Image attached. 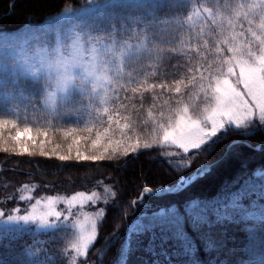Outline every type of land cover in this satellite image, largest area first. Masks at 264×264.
<instances>
[{
  "label": "trees",
  "instance_id": "trees-1",
  "mask_svg": "<svg viewBox=\"0 0 264 264\" xmlns=\"http://www.w3.org/2000/svg\"><path fill=\"white\" fill-rule=\"evenodd\" d=\"M228 1L163 0L165 6L153 15L133 1L120 0L115 7L104 8L102 0L95 10L67 22L81 30L84 24L79 22L86 20L90 31L107 43L146 41V50L124 67L122 78L113 84L104 112L98 98L79 91L68 103L59 102L55 112L37 110L47 94L45 82L38 79V85L37 79L12 77L7 66L0 63V120L9 121L0 126V218L14 210L22 213L45 198L96 194L94 200L83 205L60 204L57 210L62 216L56 227L20 226L21 230L0 232V260L4 264H121L134 221L161 205L175 204L183 214L184 205L194 199L208 205L209 223L194 230L185 218L184 229L194 250L176 257L169 249L171 264H248L249 230L264 227L249 216L264 208V196L250 183H259L258 173L264 177V124L253 120L238 129L228 127L202 151L186 154L174 150L175 155L160 146L156 127V121L166 120L175 108L190 105L200 76L208 75L210 68L220 71L222 60L231 55L227 48L233 44L232 31L221 23L223 14L229 11ZM84 7H89L87 0H0V45L8 43L3 37L9 41L33 34L62 13ZM226 40L230 43H223ZM180 80L184 84L176 93L175 85ZM21 95L22 100L8 99ZM109 117L115 129L110 133L113 141L122 139L116 121L120 126L131 121L128 135L132 139L125 147L137 141L141 145L152 143V147H138L136 151L128 147L127 155L122 147L112 158H108L109 148L104 159H77V150L85 156L103 153L99 145L89 154L83 148L98 131L109 127ZM8 127L31 128L32 134L42 137L47 155L41 156V149L34 146L17 150ZM60 155L69 159L62 161ZM202 167L205 171L199 174ZM192 174L198 176L180 192L145 195L139 200L145 188L154 192L170 188ZM26 194L29 197L25 198ZM101 210L103 215H97ZM82 213L95 220L96 233L84 254L77 255L72 248V223ZM147 242V233L133 235L124 264H154L157 259L168 264L165 257L145 251ZM29 252L31 257L26 256Z\"/></svg>",
  "mask_w": 264,
  "mask_h": 264
},
{
  "label": "snow or ice",
  "instance_id": "snow-or-ice-1",
  "mask_svg": "<svg viewBox=\"0 0 264 264\" xmlns=\"http://www.w3.org/2000/svg\"><path fill=\"white\" fill-rule=\"evenodd\" d=\"M119 2L120 0H104L101 6L104 8L115 7ZM133 3L136 7L151 10V14L153 15L157 9L165 6L163 0H133ZM243 7L244 6L241 5V8ZM255 7H258L260 10V23L258 25L260 31L258 33L253 30L251 27L252 21L249 20L248 32L251 35V39L245 38L239 46L232 45L227 48V52L231 53V55L222 60L221 70L216 74L214 81L210 79L208 85V90L211 94L206 95V98L214 101V105L205 108L202 117L190 115L187 106L178 108L175 112V116L169 115L166 120H163V113H161V120H163V122L156 121V127L162 133L160 137L162 142L176 145L178 148L183 149L185 153H187L190 148L200 149L213 137H216L221 129H224L225 122L229 124L235 123L239 126L242 121L251 116L253 106L259 110L260 120L264 121V0H261L260 4ZM243 16L247 18L248 12H244ZM239 35L243 37L244 33H240ZM235 39L236 37H233V40ZM223 43L228 44L230 41L226 40ZM73 46H79L78 39L73 42ZM256 46H258L259 54H257V51H254ZM135 48H139L141 52L146 50V46L143 44H138L135 47L129 44L126 49L121 50V56L131 57L135 55L136 53L133 51ZM5 55L6 53L0 51V58H3ZM21 68L24 73L30 75L27 70L28 63H22L19 68L14 69V71H18ZM189 71L191 72L192 70L189 69ZM200 78L203 79V75H201ZM192 79H195V73H193ZM37 84L39 85L38 79ZM183 84V80L176 83V93L181 92V86ZM160 87L167 86L160 85ZM8 99L10 101L22 100L24 97L21 95L9 97ZM70 99V96L66 94L63 103H68ZM33 107H36V105L33 104ZM56 108L57 104L54 100V96L48 95L43 98L40 108L37 110L52 109V111L55 112ZM8 123V120H0V126ZM111 123L112 118L109 117V127L105 128L102 133L98 131L96 133V138L91 142L92 148H97L99 145V147L103 149V153L101 155L85 156L77 150V159H104L105 154L109 153V148H111V153L108 155V158H112L122 147L124 148L123 154L125 155L128 154V147H131L132 151H136L138 147H143L145 149L152 147V143L145 142L141 145L139 141L125 147L127 141L132 139V137L128 135V132L132 130L131 121L125 123L123 126L119 125V120L116 121L122 139L113 141L110 131H115V129L111 128ZM12 126L16 127L15 124ZM89 131L91 130L89 129ZM31 132L32 129L26 127L23 129V132L17 131L15 137L12 139L16 141H20L21 139H32L34 142V137L30 135ZM4 151H8V149L5 148ZM22 151H26V149H22ZM40 155H47L43 150V144H41ZM58 158L63 161L69 159V156L60 155ZM204 171L205 168L202 167L199 170V174H203ZM195 178V176L182 178L173 187L158 189L155 195H159L162 192L169 194L180 192ZM256 180L259 181V183L250 182L251 186L254 190H259L261 195L264 196V177L260 176L258 173L256 175ZM151 191L150 188H145L143 190V195H147L151 193ZM143 195L141 200L143 199ZM78 196L84 200L92 201L95 199L96 194L93 193L90 196H85L84 193H79ZM72 200H77V196H73ZM208 211L209 208L206 203L194 199L184 205L183 214L178 211L175 204L169 206L161 205L151 213H143L129 228L128 240L122 250L121 264H124L127 260L128 253L131 249L132 236L135 235L140 237L146 233L148 234V242L145 251L154 256L159 255L165 257L168 264H171L169 249H172V256L180 257L181 255H189L194 249L192 239L184 229L185 218L187 217L193 229L197 230L201 224L209 223L207 216ZM97 215H103V210L97 213ZM0 216H3L2 212H0ZM49 216H55L59 219L60 213L56 212L54 209H50L39 216L34 213L22 216L9 215L6 221H0V232L21 230L18 224L14 223L20 221L25 224L30 221H36L41 228L52 227L48 221ZM249 216L258 221L260 225L264 226V208L249 213ZM249 231L252 235L250 236L248 244V253L250 257L248 264H264V227L250 229ZM0 238H2V236H0ZM94 239L95 232L89 236L82 237L77 243L72 245V248L77 255H82ZM137 243L139 245L141 241ZM157 249H159L158 253ZM31 255L32 253L30 252L26 253L28 257H31ZM0 264H4V262L0 260ZM154 264H161V262L157 259Z\"/></svg>",
  "mask_w": 264,
  "mask_h": 264
},
{
  "label": "rangeland",
  "instance_id": "rangeland-1",
  "mask_svg": "<svg viewBox=\"0 0 264 264\" xmlns=\"http://www.w3.org/2000/svg\"><path fill=\"white\" fill-rule=\"evenodd\" d=\"M87 2L89 4L88 8L84 7L76 12L68 10L52 19L42 30L33 34L28 33L23 35L22 38L12 37L11 39H8L9 41L3 37V40L8 43H2V45H0V51L6 53L3 58H0V63L7 66L5 69L12 77L23 76L32 79H42L47 86L46 96H54L56 104L64 101V96L66 94L71 96L75 91H79L81 93H86L89 96L98 98L99 103H102V105H100L101 112H104L108 110L106 107V102L108 101L107 96L113 87V84L120 81L123 75L124 67L130 61L133 63V58L137 57L141 53V50L139 48L133 49L136 54L131 57L121 56V50L126 49L127 45L131 43L124 42L119 44L116 40L111 41L110 43L100 41L101 38L90 31V25L86 22V20L79 22L81 24L83 22L84 24V27H82L81 30H78L72 24L67 23L71 22L73 18L82 13L95 10V8L101 4L102 0H87ZM260 2L261 0L228 1L229 11L223 14L221 23L227 29L232 31V45L239 46L245 38L251 39V35L248 32L249 20L252 21L251 27L253 30L259 33L260 30L258 25L260 23V10L255 6L259 5ZM241 5L244 7L241 8ZM244 12H248L247 18L243 16ZM240 33H244V36L241 37L239 35ZM233 37H236V39L233 40ZM77 39L79 40V46L74 47L73 42ZM139 44H143L145 46L147 45L144 40ZM131 45L135 47L138 44ZM254 51H257V54H259L258 46L254 48ZM22 63H28L27 70L31 76L24 73L22 68L18 71H14V69L19 68ZM207 72L209 74L203 75L204 78L200 79L201 83L195 85L193 88L196 90L194 100L190 101V105H183L175 108V110L171 113L173 117L175 116V112L178 108L185 106L189 108L190 115H193L194 117H202L204 109L214 105V101L208 100L206 95L211 94L208 90L210 79L214 81V78L219 71L210 68ZM253 120H257L261 124H264V121H261L259 118V110L254 106L252 107L251 116L242 121L239 126L235 123L229 124L225 122V127L221 130H225L228 127L238 129ZM7 129L11 131L12 138L15 137L17 131L23 132V129L18 128L8 127ZM112 132L114 131H110V133ZM30 135L34 137V142L32 139H21L20 141L13 139L15 148L20 151H22V149L27 150L28 147L31 146H34L33 148L38 150L41 149L40 145L43 144L41 141L42 137L39 138L37 135L32 133H30ZM161 136L162 133L159 131L158 139L161 141L160 146H165L166 149H170L169 155H175L174 153L176 150L180 153H185L183 149L178 148L176 145L162 142V140H160ZM95 138L96 135L94 139ZM91 142L83 148L84 153L89 154L93 151L94 148H92ZM208 144H210L209 141L200 149L190 148L186 154L195 150L202 151V149ZM193 176L197 177L198 174H192L190 177ZM153 192L154 191H151L149 194H152ZM73 196H77V200L73 201ZM73 196L69 198L50 197L38 200L31 206L27 207L24 212L18 213V210H14L11 215L22 216L34 213L39 216L50 209H54L58 212L57 208L60 204L63 207H74L77 205H83L88 201L80 198L78 194ZM27 197H29V194L25 195V198ZM139 200H141V197ZM61 216L62 213H60V217ZM6 220L7 217L0 218V221ZM48 221L52 227L41 228L36 221H30L27 224L22 221L14 223L18 224L19 227L33 226L35 229H50L58 226L57 218L55 216H49ZM72 227L74 230L73 244H75L82 237L89 236L95 232V220L90 215L82 213L80 218L72 223Z\"/></svg>",
  "mask_w": 264,
  "mask_h": 264
}]
</instances>
